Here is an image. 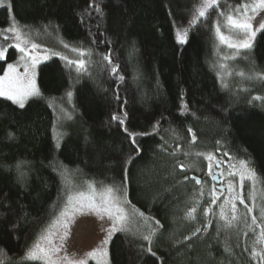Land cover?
<instances>
[{
  "label": "trees",
  "instance_id": "16d2710c",
  "mask_svg": "<svg viewBox=\"0 0 264 264\" xmlns=\"http://www.w3.org/2000/svg\"><path fill=\"white\" fill-rule=\"evenodd\" d=\"M6 2L11 7L0 8V29L15 18L44 44L55 47L62 41L91 55L82 74L59 56L43 61L38 69L42 96L28 100L23 109L0 97V264H22L25 251L65 200V170L80 179L123 186L128 206L144 213L157 229L151 245L117 233L109 248L111 264H226L227 246L249 257L250 264H259L249 240L245 246L240 239L231 245L225 231L217 235L218 211L207 197L196 204L200 188L190 179L205 170L206 160L195 153L213 152L250 159L264 183V99H253L264 98V81L244 80L242 90L224 87L216 69L213 25L220 21L218 12L230 10L225 4L248 0H220V10L208 12L191 27L183 44L177 41V29L189 27L201 0ZM97 4L102 15L95 11ZM109 53L118 76L102 59ZM246 54L240 66L249 75L264 72V30ZM17 57L12 48L0 61V74ZM69 90L71 119L61 124L58 104L68 105ZM182 104L189 109L184 115ZM124 113V125L112 119ZM125 128L147 133L135 138L139 155L132 151ZM57 132L63 134L59 147ZM18 161H27L22 179ZM180 164L186 167L182 170ZM193 206L197 219L190 221L185 215ZM206 208L212 210L207 215ZM197 228V236L176 243Z\"/></svg>",
  "mask_w": 264,
  "mask_h": 264
},
{
  "label": "snow or ice",
  "instance_id": "6c2138e0",
  "mask_svg": "<svg viewBox=\"0 0 264 264\" xmlns=\"http://www.w3.org/2000/svg\"><path fill=\"white\" fill-rule=\"evenodd\" d=\"M11 7L10 3L6 4V0H0V7ZM213 6L219 7L220 0H201L200 5L194 10L192 18L189 20V27H180L177 29L176 38L177 41L181 44L186 42L188 32L191 27L196 26L198 21L201 18H207L208 10ZM226 8L230 10L227 12H220L219 15L224 18L223 28L226 31H222L221 22L219 20L214 22V28L216 36L219 42L226 46L229 49H248L252 48V41L256 36V30H264V15H261L264 12V0H248V2H242L236 6H228L225 4ZM95 11L98 14L102 15V9L99 4L95 6ZM251 12V15H249ZM259 17V19H256ZM255 20V29L253 21ZM0 33H5L3 39L5 41L9 40V36L6 33H12L16 43L14 45H5L0 47V60L5 58L4 53L7 47L14 46L19 52L23 53L20 57V60L24 61L23 69L24 71H17V64H8L7 71L3 76H0V97H5L8 100H11L12 103L18 105L21 109L25 107L26 102L30 98H40L42 96L40 88L36 84V65L39 63V59L36 55L29 56V48L26 47L29 45L30 41L28 39V33L23 31V26L20 25V22L15 18L12 19L10 26L6 29H0ZM65 49H70L71 52L77 54L78 57L85 56V50L79 47L70 46L67 43H64ZM31 51L35 52L36 49L40 47L37 43H31ZM47 52V50H45ZM57 55V53H53ZM89 56L90 52L87 53ZM111 53L106 54L102 57L103 60L108 61L111 65V73L118 76V65L114 64L110 58ZM46 58V57H45ZM62 60H65L69 66L75 65L77 68L78 74H82L88 71L87 61L85 59H70L67 56H61ZM232 58L230 56L224 57V59ZM226 67L221 64L220 68ZM231 75V73H228ZM241 77L245 76V73L240 72ZM248 79H257L264 81V72H253L252 75L247 77ZM120 80H123V76H119ZM222 79V78H221ZM227 87V84L223 85ZM67 97L71 98L73 93L71 90L67 91ZM254 100H262V97H253ZM189 109L186 104L181 105V115L188 113ZM194 115V114H193ZM68 119H71V116H67ZM127 118V113L121 115H113L112 119L118 121L120 125H124ZM155 127V126H154ZM128 137L131 139L133 145L132 151L137 155L140 154L141 148L136 141V137L139 135H147V133H135L129 131L127 128L124 129ZM188 132L192 134V143L196 142V135L193 133L192 129L189 128ZM62 133H56L57 147H59V139L61 138ZM9 138H14L11 133H9ZM220 142L217 141V144ZM175 155V153H172ZM189 153H185L188 155ZM196 156H205L209 161L215 160V167L220 168L222 161L217 160L213 154L208 153H195ZM228 155V153H224ZM233 158L229 156V160ZM242 170H237L236 164L230 165V171L227 173L229 176H239L240 188L241 190L244 187L245 179L252 181L253 186L257 180L256 169L251 166L250 159H241L238 161ZM27 164V161H18L15 165L19 178H23L26 173L22 171L23 165ZM193 165H188V168H191ZM179 167L183 170L186 166L180 164ZM213 167L212 163H209V175L213 179H216V176L212 174L211 169ZM188 179V177H185ZM193 179H196L193 177ZM197 184L202 183L200 180H196ZM229 193H232L231 199H225L224 203L221 204L219 217L221 220L225 221L224 228H231L233 226V221L238 219L236 215L238 208L236 201H239L241 205L247 209L248 213L253 212V208L245 202V196L241 192L235 190V185L232 181H229L227 184ZM123 191V186L121 187H112V186H103L102 189L98 190L95 183L86 182V190H77L73 191L71 187L68 188L66 199L64 201L63 208L60 210L59 215L56 216L50 223V225L42 230L40 238L35 241L31 248L27 249L24 253V256L21 258L23 262H34L42 261L43 264H88L89 259H94L97 261V264H109L108 261V250L106 246L109 244L112 235L116 232H130V222L132 220V215H130L127 210L123 207L124 204H130V201L126 198V193L124 198L117 196L118 192ZM220 194H223V188L219 190ZM200 195H203V190L201 189ZM212 196L211 203L215 204L219 199L217 195V190L214 188L210 193ZM250 199H254V195H249ZM199 202L197 201V204ZM230 206L231 216L229 217L225 211V207ZM197 211L196 206L191 207L185 215V219L190 221H195L197 219L195 213ZM211 208H206L204 214L207 215L211 212ZM76 214H95L97 219L101 222L104 221L107 217L110 225L108 228L104 229L105 236L99 242L96 248L92 251L85 253L83 258L75 259L70 256L67 252V241L71 235L70 224L73 222V219ZM132 214H138L140 217H144V213L140 212L135 206H132ZM63 218V220L61 219ZM145 219V223H147ZM258 217H252V223L256 224ZM260 220H264V206L260 208ZM246 222V219H245ZM210 223V222H209ZM63 224L62 232H54L52 229L57 225ZM156 224L159 227V221H156ZM205 230L208 227V224H205ZM201 232L200 228L195 229L191 236H185L183 241H178L176 243H183L192 239V237L197 236ZM217 235H219V226ZM247 235V233H245ZM157 236V229L149 227L147 234L140 235V239L147 241L149 245L155 242L154 238ZM264 243V228L260 233V237L253 242L252 246V257L259 258L260 264H264V249L257 251L255 248L256 244ZM190 246V245H189ZM239 247V245H237ZM247 251V249H245ZM2 251V250H0ZM148 252L155 255L152 252L151 247L147 249ZM225 252L231 254L232 249L230 246L225 247Z\"/></svg>",
  "mask_w": 264,
  "mask_h": 264
},
{
  "label": "rangeland",
  "instance_id": "374dc122",
  "mask_svg": "<svg viewBox=\"0 0 264 264\" xmlns=\"http://www.w3.org/2000/svg\"><path fill=\"white\" fill-rule=\"evenodd\" d=\"M6 4H7V2H6ZM215 10H220V8L213 6L211 9H209L208 12L212 13ZM220 12L221 11H219L218 14ZM249 15H251V12H249ZM261 15H264V12H262ZM256 19H259V17H256ZM220 22H221L222 31H226L223 28V23H224L223 17L220 18ZM253 25H254V30H256L255 29V20L253 21ZM6 28H8V27H6ZM6 28H2V29H6ZM23 31H24V29H23ZM260 31L261 30H256V36ZM24 32H26V31H24ZM4 34L5 33H0V47H4L5 45H9V44L14 45L16 43L12 33H6L9 36L8 41H5L3 39ZM256 36H255V38H256ZM255 38L252 41V45H253ZM28 39H29L30 43L26 47L29 48V56L36 55L37 58L39 59V63L36 65V69H35V73H36L35 79H36V84L38 87H39L38 69H39V65L43 61L48 60L49 58H51L53 56L61 57L62 55L67 56L70 59H74V60L79 59V58L86 60L87 51H85L86 54L84 57H78L77 54L71 52L70 49H65L63 46L64 42H62V41L59 42L60 45L58 44V46L55 45V47H54L52 45H47V44L42 43L43 41H41V40H39L40 41L39 42L37 40V37H35L32 33H28ZM31 43H37L40 45V47L38 49H36L35 52H33V51H31V47H30ZM12 48L17 50L14 46L7 47L5 50V53H4L5 58L3 60H0V61H5L7 59L8 55H9V51ZM45 50H47V52ZM248 51H249L248 49H240L239 51H237L236 49H229L226 46L222 45L217 38V44H216V49H215L216 69H217L219 76L222 78L224 84H227L229 86H234V89L240 90L241 85L244 84V80H246V81L249 80L251 82L257 81V79H248L247 77L250 75L247 73L246 69L241 67L239 64V61H241L243 58H246V55H247L246 53ZM53 53H57V55H54ZM22 55H23V53L18 51L17 59L15 61L9 63V64H17V62L19 61V64H17V71L21 72V73L24 71V69H23L24 61L20 60V57ZM226 56H230L232 58L224 59V57H226ZM221 64L225 65L226 67L220 68ZM73 67L75 69H77L75 65H73ZM6 71H7V67H6L5 71L2 74H0V76H3ZM240 72L245 73V76L241 77L239 75ZM228 73H231V75H229ZM2 98H5V97H2ZM33 98H35V97H33ZM5 99H7V98H5ZM30 99H32V98H30ZM72 105H73V102H72L71 98H69L68 105H66V106H63L62 104H58V108L60 109V112L63 114V116L61 115V117H60L61 124H65L66 122L70 121V119H68L67 116H69V115L71 116L72 112L70 110V107ZM61 140H62V138L59 139V144L61 143ZM209 153L213 154L217 160L222 161L221 169L219 170V174H220V177L222 178V184L221 185L223 187V194L222 195L220 194L217 186L212 181V176H208V174H207L209 163L213 164L212 169L215 170V168H216L215 167V160L209 161L205 158V156H203L204 159L206 160L205 161V170H204L202 175H195L201 179L202 183L197 184L196 181L194 180V183H196V185L200 188V190H198V197L196 199V204L198 201L199 203L197 205L199 206L201 198L207 197L208 202H209V206L212 208V210H214V212H215L217 209V211H218V219H217L215 228H216V230H218V226H219V231H225L226 242L228 244L234 245L235 242L237 243L238 239H240L241 243H243L242 246H245V241L249 240V244L251 245V250H252L253 242L256 241L260 237V233L262 231V228H264V220L259 219L260 208L262 206H264V183L257 174V180H256L254 186H253L252 181L245 179L244 187L241 190V188L239 186L240 185L239 176L238 175L229 176L227 174L231 170L230 169L231 164H236L237 170H242L240 164L238 163L239 160L235 159V158H233L232 160H229V157L225 156L224 154H216L213 152H209ZM205 154H208V153H205ZM65 172H66V177H65L66 194H67L69 187H71L73 191L86 190V182L95 183L98 190L102 189L103 186L121 187L120 185L109 184V183H106L102 180L95 179V178H91V179H87V180L80 179L79 177H77V175L76 176L72 175L71 174L72 172L69 170H65ZM229 181L233 182V184L235 185V190L237 192L242 191V194L245 196V202L249 205V207L253 208V212L248 213L247 209H245L244 206L239 203V201H236V205L238 208V212L236 215L238 216V219L236 221H233V226L231 228L225 229L224 228L225 221L221 220L219 217V212H220L219 206L224 203L225 199H231L232 193H229L228 188H227V184ZM214 188L217 190V195H219V199L216 201L215 204H212L211 203L212 196L210 195V193L213 191ZM201 189L203 190V195H200ZM250 194L254 195L255 198L250 199L249 198ZM124 195H125L124 188H123V191L117 193V196L121 197L122 199L124 198ZM65 199H66V196H65ZM63 205H64V202H63L62 206L52 214V217L50 218L49 222L46 224V226L43 229L47 228L50 225L51 221L56 216L59 215V212L63 208ZM123 207L127 210V212L130 215H132V220L130 222L131 231L130 232H123V233L129 234V235L136 237V238H139L140 235L148 233L149 227L155 228L152 221L147 219V223H145L146 218L140 217L138 214H132V208H130L128 206V204H124ZM225 211H226L227 215L230 217L231 216L230 206H226ZM253 216L258 217L256 224L252 223V217ZM61 219L63 220V218H61ZM245 219H246V222H245ZM109 225H110V222L108 221L107 217H105L104 221L101 222L100 220L97 219L95 214H76L74 219H73V222L70 224L71 235L67 241V252H68V254L75 259L83 258L85 253H88L97 247L99 242L105 236L104 229L108 228ZM52 231L62 232L63 231V224L57 225L56 227H54L52 229ZM117 233H119V232H116L114 235H112L109 244L106 246V248L108 250V254H109L110 243H111L113 237ZM245 233H247V235H245ZM41 234H42V231L38 234V237L35 241H37L40 238ZM245 237H247V239H245ZM32 245H31V247H32ZM255 248L257 251L264 249V243L256 244ZM244 249H245V247H244ZM254 259L260 264V260L258 257L254 258ZM108 261H109V264H111L109 255H108ZM34 262H39V263L43 264L42 261H34ZM250 262H251V260L249 257L242 256V255L240 256L239 253H235V251L232 250V252L230 254V258H228V262L226 264H245V263L250 264ZM88 264H97V261L94 259H89ZM201 264H205V262L203 260H201Z\"/></svg>",
  "mask_w": 264,
  "mask_h": 264
},
{
  "label": "water",
  "instance_id": "95a60500",
  "mask_svg": "<svg viewBox=\"0 0 264 264\" xmlns=\"http://www.w3.org/2000/svg\"><path fill=\"white\" fill-rule=\"evenodd\" d=\"M215 176H216V179H213V182H214V184L218 187V190H220L221 188H223V187H220V177H219V173L218 172H216L215 173ZM193 177H195L196 179H193ZM190 179L191 180H200L201 181V179L199 178V177H197V176H195V175H191L190 176Z\"/></svg>",
  "mask_w": 264,
  "mask_h": 264
},
{
  "label": "flooded vegetation",
  "instance_id": "af4514ba",
  "mask_svg": "<svg viewBox=\"0 0 264 264\" xmlns=\"http://www.w3.org/2000/svg\"><path fill=\"white\" fill-rule=\"evenodd\" d=\"M221 169V166H220V168H215V170H213V169H211V172H212V174L213 175H215V173L216 172H218L219 173V170ZM207 174H208V176H211V175H209V168H208V171H207ZM219 177H220V174H219ZM212 181H213V178H212ZM222 178L220 177V187H222ZM218 188V187H217Z\"/></svg>",
  "mask_w": 264,
  "mask_h": 264
}]
</instances>
